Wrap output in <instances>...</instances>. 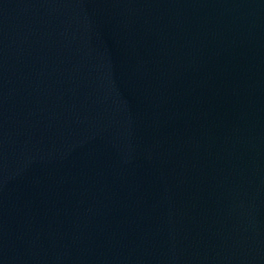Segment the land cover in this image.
<instances>
[{"label":"water","instance_id":"water-1","mask_svg":"<svg viewBox=\"0 0 264 264\" xmlns=\"http://www.w3.org/2000/svg\"><path fill=\"white\" fill-rule=\"evenodd\" d=\"M0 264H264V0H0Z\"/></svg>","mask_w":264,"mask_h":264}]
</instances>
